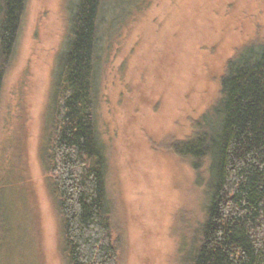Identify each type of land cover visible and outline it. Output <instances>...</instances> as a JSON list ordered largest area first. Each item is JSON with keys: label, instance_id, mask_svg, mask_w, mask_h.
Segmentation results:
<instances>
[{"label": "rangeland", "instance_id": "374dc122", "mask_svg": "<svg viewBox=\"0 0 264 264\" xmlns=\"http://www.w3.org/2000/svg\"><path fill=\"white\" fill-rule=\"evenodd\" d=\"M116 26L98 115L118 264H189L205 183L171 146L217 100L227 61L264 44V0H149ZM68 37L67 0H26L0 94V264H67L46 161Z\"/></svg>", "mask_w": 264, "mask_h": 264}, {"label": "trees", "instance_id": "16d2710c", "mask_svg": "<svg viewBox=\"0 0 264 264\" xmlns=\"http://www.w3.org/2000/svg\"><path fill=\"white\" fill-rule=\"evenodd\" d=\"M148 1L67 0L69 37L55 70L46 161L67 264H118L99 134L101 64L116 25ZM25 3L0 0V94ZM171 147L205 183L189 264H264V44L227 61L217 100Z\"/></svg>", "mask_w": 264, "mask_h": 264}]
</instances>
